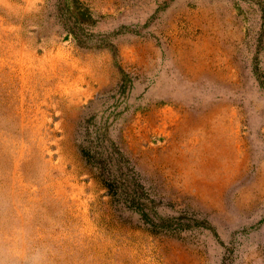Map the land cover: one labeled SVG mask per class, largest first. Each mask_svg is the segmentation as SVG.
Listing matches in <instances>:
<instances>
[{
  "label": "rangeland",
  "instance_id": "obj_1",
  "mask_svg": "<svg viewBox=\"0 0 264 264\" xmlns=\"http://www.w3.org/2000/svg\"><path fill=\"white\" fill-rule=\"evenodd\" d=\"M0 264H264V0H0Z\"/></svg>",
  "mask_w": 264,
  "mask_h": 264
},
{
  "label": "trees",
  "instance_id": "obj_2",
  "mask_svg": "<svg viewBox=\"0 0 264 264\" xmlns=\"http://www.w3.org/2000/svg\"><path fill=\"white\" fill-rule=\"evenodd\" d=\"M136 210H137V211H141V212H142V211H144V206H143V208L136 209ZM142 214H143V217H144V218H146V216H148V214H147V213H145V212H143Z\"/></svg>",
  "mask_w": 264,
  "mask_h": 264
}]
</instances>
